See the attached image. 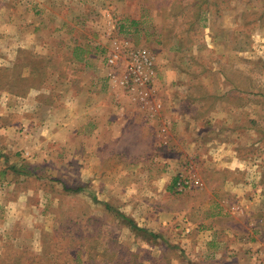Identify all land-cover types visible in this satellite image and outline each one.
Masks as SVG:
<instances>
[{
	"label": "rangeland",
	"instance_id": "374dc122",
	"mask_svg": "<svg viewBox=\"0 0 264 264\" xmlns=\"http://www.w3.org/2000/svg\"><path fill=\"white\" fill-rule=\"evenodd\" d=\"M50 3L26 14L55 28L37 38L64 48L14 60L25 30L0 36V264H209L187 242L212 213L219 226L244 215L220 185L264 179L253 169L264 165V0ZM135 50L152 57L153 80L127 90L119 80ZM121 129L136 140L115 139ZM226 150L244 171L221 169Z\"/></svg>",
	"mask_w": 264,
	"mask_h": 264
},
{
	"label": "crops",
	"instance_id": "0c3cea01",
	"mask_svg": "<svg viewBox=\"0 0 264 264\" xmlns=\"http://www.w3.org/2000/svg\"><path fill=\"white\" fill-rule=\"evenodd\" d=\"M6 1V2H5ZM5 4H7V0H0V36L2 35V38L5 37V30L8 27H14L15 30L18 32H21L25 30V37L22 35L20 37H16V41H19L18 44L16 43V46L14 47V60L17 58V54L22 52L23 49H27L30 51H33L34 53L38 52V49L44 50L42 52H39L41 54L45 53L44 55H47L49 52V49H52V46H59L62 45L63 48L65 47V44L63 40H56L54 42V39L51 37H48L45 40H41V38L33 33L34 30L40 29V30H46L49 32V30H54V26L51 24H42V20L38 19L36 23L29 22L28 17L29 15L26 14V12L30 11L32 18H38V16L43 13V11H48V8L51 7L50 0H13L12 5L14 7L15 14L13 17L8 16L5 14ZM45 8V10H44ZM29 30L30 33H27ZM4 33V34H3ZM42 35V34H38ZM1 40V39H0ZM70 43V42H66ZM24 44L26 46H24ZM9 45V44H8ZM8 46H6L7 48ZM84 47V46H83ZM85 48V47H84ZM37 49V50H36ZM72 56H69V53L62 55L63 60L70 61ZM87 57V55H86ZM168 69V68H166ZM168 73L171 72V69H168ZM174 73V72H173ZM70 100V98L68 99ZM35 102V101H34ZM36 105H39L37 102H35ZM65 105H67L65 101ZM95 110L97 112L101 108L97 104H92L90 106H87V110ZM115 113L118 115L121 113L119 111L120 107L115 106ZM94 123H95V131L94 134H99L100 132V125L102 122V117L97 112L94 116ZM111 131H113L111 129ZM121 135H118L116 132H114V138L118 139L119 136L125 135L128 136L127 139H134L136 140V137H133L129 131H125V129L120 130ZM82 136V140L86 138V135L84 133L79 134ZM113 137V136H112ZM145 137L146 136H142ZM141 139V137H140ZM123 154L127 156H131L132 154H129L126 150H120ZM227 157L226 161H223L220 167L221 169H225L224 171H233L234 169H238L240 171H244L246 169V163H243L244 157L236 156L235 152L232 150H226ZM122 155V154H121ZM133 155V156H138ZM253 169H256V173L263 174L264 175V165L260 166H254ZM255 178V180L252 181H240V182H233L231 180H226L221 184L220 186H224L225 190H229L232 192V194L235 195V202L236 205H239L243 211L240 215L237 217H233V214H230L226 216L227 221H225L224 226H219L220 224V215L218 214H211L214 215L211 217L208 222V227L206 228V231L200 232L202 234L194 236V242H187L188 248H196L198 251L206 249V252L208 254L209 264H264V179L262 177L259 178V176L252 177ZM166 186V185H165ZM216 186H211L212 190H215ZM218 186V187H220ZM168 189L172 190V187H168ZM225 206H227V200H222L221 203ZM248 211L258 212L256 215H260V217L256 218L257 223L261 224L259 227V230L252 229L251 228V222L250 220H246V218L250 215L247 214ZM233 213V212H232ZM263 213V214H262ZM237 214V213H235ZM253 214V213H252ZM161 215V214H160ZM241 216H246L244 220H242ZM229 220V221H228ZM248 221V222H247ZM259 224V225H260ZM190 241V240H189ZM197 241V242H196ZM252 247V248H251ZM251 249L254 255L261 256V261L253 262V260L250 259L248 255H250V252L248 250Z\"/></svg>",
	"mask_w": 264,
	"mask_h": 264
},
{
	"label": "built area",
	"instance_id": "2783aa9c",
	"mask_svg": "<svg viewBox=\"0 0 264 264\" xmlns=\"http://www.w3.org/2000/svg\"><path fill=\"white\" fill-rule=\"evenodd\" d=\"M120 55L113 53L108 62L111 66L117 67ZM153 61L152 57L139 50L132 51L128 55L126 74L119 80L120 84L128 90H133L136 86H145L153 80Z\"/></svg>",
	"mask_w": 264,
	"mask_h": 264
},
{
	"label": "trees",
	"instance_id": "16d2710c",
	"mask_svg": "<svg viewBox=\"0 0 264 264\" xmlns=\"http://www.w3.org/2000/svg\"><path fill=\"white\" fill-rule=\"evenodd\" d=\"M121 218H124V219H125V217H122V216H121ZM126 220H127V222L130 223V225H131L132 227H134V224H133V222H132L130 219L126 218ZM135 228H136V227H135Z\"/></svg>",
	"mask_w": 264,
	"mask_h": 264
}]
</instances>
